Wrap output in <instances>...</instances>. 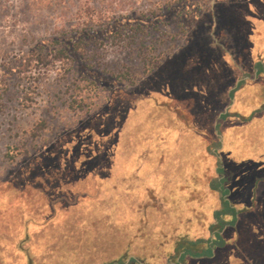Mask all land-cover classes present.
<instances>
[{"label":"rangeland","instance_id":"374dc122","mask_svg":"<svg viewBox=\"0 0 264 264\" xmlns=\"http://www.w3.org/2000/svg\"><path fill=\"white\" fill-rule=\"evenodd\" d=\"M262 54L264 0H0V264H171L221 167L255 209L204 264H264Z\"/></svg>","mask_w":264,"mask_h":264},{"label":"trees","instance_id":"16d2710c","mask_svg":"<svg viewBox=\"0 0 264 264\" xmlns=\"http://www.w3.org/2000/svg\"><path fill=\"white\" fill-rule=\"evenodd\" d=\"M262 58L264 61V54H262ZM257 61H260V60H257ZM263 139H264V136H263ZM228 154L229 156H232L230 151H228ZM232 159L235 160L234 158ZM246 159L247 158L245 157L241 160H235V162L239 164L238 169L236 170L238 171L240 170L241 172V173L238 172L237 175L235 176H239V175L244 176L245 174L248 173V170L246 169L242 171L243 167H241L243 163L244 164L247 163ZM219 170L223 173V178L219 181L218 183L219 186L215 190L221 192L223 204L221 208H218L214 210L213 212L215 222H212L210 224V228H211L210 230H212L211 232L213 233V236L212 237H198L195 239L182 237V240L178 241L177 257L175 258L174 261H172L171 264H204V262L207 261L208 259H212L215 256L216 249L225 247L229 243L228 240L223 236L225 224L226 225L228 224L230 227L234 228L237 225L240 214L250 213L255 209L254 207L256 203L255 195L253 196L254 204H253V207L251 208L248 206H243V202L241 201L243 199L233 202L231 190L232 188H234V186L232 188L230 186V181L232 180V178L230 179V175H229L232 170H228L227 168H224V167L219 168ZM243 183L244 182H240V183L238 182V185H242ZM246 187H248V185L246 183L243 184L242 190L246 189ZM255 192H257V190ZM233 196H234V193H233ZM246 196H250V195L246 194ZM246 199L248 200V198ZM260 215H261L262 220H264L263 213H261ZM252 233L253 235L256 234L255 232H252ZM25 237H27V235ZM256 238L262 239V236L260 237L257 236ZM49 240H47L44 244H46L47 242H49L48 244H51ZM156 240L158 241V239ZM257 240L260 241V239H257ZM60 241H57V243H60ZM157 241H155V245L158 244ZM57 251L55 250L53 252H50L48 258H46L45 255L41 257H36V259H33V258L30 259L28 257V260L25 264H90L88 260H85L81 257L82 255L78 253V250L76 248L70 246L66 242H64V244H62V246L60 247L58 251L59 252L58 256H57ZM53 253H55L56 256L55 255L52 256ZM132 261L134 263H132ZM144 261H146V264H147V260L145 258L139 257L138 259L137 256L130 254V256L127 257L126 260L124 261H120V259H112L110 261H104L101 263L102 264H144L145 263ZM231 263H232L231 258H228V261H226L224 264H231Z\"/></svg>","mask_w":264,"mask_h":264},{"label":"flooded vegetation","instance_id":"af4514ba","mask_svg":"<svg viewBox=\"0 0 264 264\" xmlns=\"http://www.w3.org/2000/svg\"><path fill=\"white\" fill-rule=\"evenodd\" d=\"M226 68H227V67H225V68H224V69H222V70H227ZM198 84L200 85V83H198Z\"/></svg>","mask_w":264,"mask_h":264}]
</instances>
